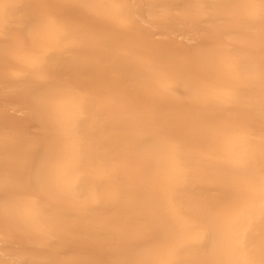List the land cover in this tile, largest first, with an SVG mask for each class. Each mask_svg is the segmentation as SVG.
Returning a JSON list of instances; mask_svg holds the SVG:
<instances>
[{"label": "bare ground", "instance_id": "obj_1", "mask_svg": "<svg viewBox=\"0 0 264 264\" xmlns=\"http://www.w3.org/2000/svg\"><path fill=\"white\" fill-rule=\"evenodd\" d=\"M126 2L134 7L122 19L123 26H117L82 10L55 7L63 0H0V174L7 163L17 176H25L51 152L66 147L57 115L37 109L34 101L37 95L72 90L87 105L79 120L86 147L111 153L114 168H123L125 178L133 170L142 177L141 183L129 186L124 178L118 184L98 174L97 183L107 195L84 219L74 204L65 202L68 207L61 215L25 221L14 211L5 215L0 201V264H112L150 244L157 233L170 231L177 220V240L193 245L186 259L220 258L222 243L205 239L209 224L200 209L218 198L221 181L194 169L191 177L173 179L165 205L147 178V153L160 140H194L198 129L223 112L220 105L194 102L179 76L209 71L206 66H190L188 53L217 38L209 21L217 14L215 6L225 0ZM53 13L74 16V27L94 38L69 40L38 69L5 59L6 46L30 44L35 27ZM181 34H190L195 44L178 41ZM247 40L244 50L254 53L258 38ZM164 71H170L172 79L159 91L156 83ZM252 72L258 85V67ZM118 190L123 193L120 198ZM177 191L180 198L173 200ZM261 227L256 225L257 244Z\"/></svg>", "mask_w": 264, "mask_h": 264}, {"label": "snow or ice", "instance_id": "obj_2", "mask_svg": "<svg viewBox=\"0 0 264 264\" xmlns=\"http://www.w3.org/2000/svg\"><path fill=\"white\" fill-rule=\"evenodd\" d=\"M55 7L82 10L123 26L122 19L134 6L126 0H63ZM215 10L217 14L209 24L217 38L188 53L190 66H206L209 71H188L179 79L194 102L217 104L224 110L198 129L194 140L178 144L167 139L152 144L147 153L151 161L147 178L155 196L165 205L173 179L191 177L194 169L211 173L221 181L223 188L218 198L200 209L209 224L205 239H219L222 243L220 258L186 259V252L193 245L177 240L181 223L177 220L170 231L157 233L150 244L112 264H264V227L260 229L258 244L256 229L258 223L264 226V0H225ZM76 23V18L66 13L49 15L46 22L35 27L30 44L11 49L6 46L5 59L23 68L38 69L50 53L69 40L94 38L74 27ZM248 37L258 38L254 53L244 50ZM256 67L258 85L252 72ZM171 79L170 71L162 72L157 90H166ZM34 104L37 109L45 108L57 115L66 147L51 152L45 162L25 176H17L5 163L0 174V201L5 215L14 211L25 221L52 218L63 214L68 207L65 202H70L81 214L79 218L84 219L107 195L100 190L98 174L118 184L124 179L129 186L141 183L142 177L134 170L125 178L123 168H114L111 153L86 147L79 120L87 105L78 92L37 95ZM193 146L198 151L192 152ZM36 192L39 195H34ZM116 195L120 198L123 193L118 190ZM180 195L177 191L173 200ZM257 246L259 259H255Z\"/></svg>", "mask_w": 264, "mask_h": 264}, {"label": "rangeland", "instance_id": "obj_3", "mask_svg": "<svg viewBox=\"0 0 264 264\" xmlns=\"http://www.w3.org/2000/svg\"><path fill=\"white\" fill-rule=\"evenodd\" d=\"M157 38L159 36H156ZM177 40L186 44V45H193L195 44V39L192 38V36L190 34H181V35H178L176 36Z\"/></svg>", "mask_w": 264, "mask_h": 264}]
</instances>
